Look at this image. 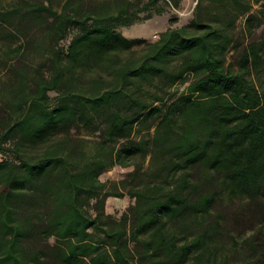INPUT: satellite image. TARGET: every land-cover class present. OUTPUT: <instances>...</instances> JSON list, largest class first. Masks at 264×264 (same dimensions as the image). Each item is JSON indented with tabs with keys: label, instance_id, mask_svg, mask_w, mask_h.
Here are the masks:
<instances>
[{
	"label": "trees",
	"instance_id": "16d2710c",
	"mask_svg": "<svg viewBox=\"0 0 264 264\" xmlns=\"http://www.w3.org/2000/svg\"><path fill=\"white\" fill-rule=\"evenodd\" d=\"M181 4L0 0V264H264V0Z\"/></svg>",
	"mask_w": 264,
	"mask_h": 264
},
{
	"label": "rangeland",
	"instance_id": "374dc122",
	"mask_svg": "<svg viewBox=\"0 0 264 264\" xmlns=\"http://www.w3.org/2000/svg\"><path fill=\"white\" fill-rule=\"evenodd\" d=\"M10 0H3L7 3ZM195 4V0H182L181 7L179 9H169L164 12L161 16H154L151 19H147L141 22H136L131 25L122 27L121 30L124 35L128 37H145L147 39H156L159 33L169 25L181 24L186 22L192 14V8ZM171 15H176L177 20L174 23H170L169 18ZM243 17L238 21L239 26H241ZM156 34V36H154ZM128 168L121 166H113L111 169L107 170L101 174L102 179L113 178L117 179L123 176ZM130 198H119V197H109L106 201V210L114 213H119L122 211L126 205L129 203Z\"/></svg>",
	"mask_w": 264,
	"mask_h": 264
},
{
	"label": "built area",
	"instance_id": "2783aa9c",
	"mask_svg": "<svg viewBox=\"0 0 264 264\" xmlns=\"http://www.w3.org/2000/svg\"><path fill=\"white\" fill-rule=\"evenodd\" d=\"M154 36H156V34H154Z\"/></svg>",
	"mask_w": 264,
	"mask_h": 264
}]
</instances>
